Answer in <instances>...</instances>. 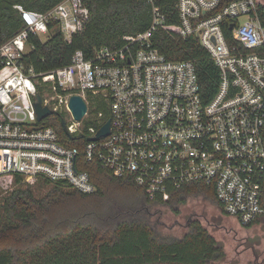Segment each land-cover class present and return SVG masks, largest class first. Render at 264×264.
<instances>
[{"label": "built area", "instance_id": "built-area-1", "mask_svg": "<svg viewBox=\"0 0 264 264\" xmlns=\"http://www.w3.org/2000/svg\"><path fill=\"white\" fill-rule=\"evenodd\" d=\"M86 1L61 0L44 12L13 4L21 27L0 44V176L18 174L28 185L62 182L93 193L89 172L78 166L95 162L113 177L145 187L150 200L203 183L219 213L241 226L264 222L263 0H177L179 34L196 37L218 69L209 98L192 61L168 59L153 46L152 33L166 23L154 0H147L152 19L145 32L90 56L76 50L69 62L46 72L26 69L28 37L45 41L58 30L69 41L89 18ZM37 82L51 114H71L72 95L85 101L81 120L63 118L68 133L62 131L76 145L64 144L52 125L42 124L51 114L38 119ZM100 103L108 107L107 118ZM106 121L108 134L90 139Z\"/></svg>", "mask_w": 264, "mask_h": 264}, {"label": "trees", "instance_id": "trees-1", "mask_svg": "<svg viewBox=\"0 0 264 264\" xmlns=\"http://www.w3.org/2000/svg\"><path fill=\"white\" fill-rule=\"evenodd\" d=\"M60 1L0 0V44L21 27L13 4L44 12ZM176 3L177 0H154L165 14L166 23L152 33L150 40L168 59L192 61L201 90L209 98L217 87L218 69L196 37L179 34ZM86 5L89 18L83 30L69 41L58 30L45 41L33 34L28 37V50L22 58L26 69L31 67L36 74L46 72L69 62L76 50L90 56L98 47L119 45L123 36L145 32L152 19L147 0H87ZM259 19L264 24L261 5ZM224 34L230 42L228 28H224ZM36 91L43 98L40 82L36 83ZM98 108L106 118L109 116L106 103H100ZM63 118L53 113L42 124L52 125L64 144L76 145L62 131ZM80 151L81 158L83 150ZM78 168L89 172L95 192L81 193L62 182L45 179L28 185L20 175L11 176L15 187L9 186V192L0 200V264H207L224 257L223 248L196 219L189 222L182 237L163 238L146 217L136 214L142 205L175 209L187 195L200 194L210 197L218 211L213 191L203 183H186L150 200L145 187L128 178L113 177L100 164L90 162ZM45 187L49 190L40 196L38 191Z\"/></svg>", "mask_w": 264, "mask_h": 264}, {"label": "rangeland", "instance_id": "rangeland-1", "mask_svg": "<svg viewBox=\"0 0 264 264\" xmlns=\"http://www.w3.org/2000/svg\"><path fill=\"white\" fill-rule=\"evenodd\" d=\"M61 114L67 122L72 121L66 110ZM9 186L15 187L12 177L1 175L0 200L9 192ZM48 190L49 187H45L38 194L42 196ZM175 209L166 205H142L136 214L146 217L154 231L163 238H180L186 233L189 222L199 221L224 251L221 260L207 264H264V222L241 226L223 212L219 213L214 202L204 194L187 195L185 202Z\"/></svg>", "mask_w": 264, "mask_h": 264}, {"label": "water", "instance_id": "water-1", "mask_svg": "<svg viewBox=\"0 0 264 264\" xmlns=\"http://www.w3.org/2000/svg\"><path fill=\"white\" fill-rule=\"evenodd\" d=\"M263 2H264V0H263ZM35 98L36 99L33 103L35 113H36L38 119L42 120V119L46 118L47 116H49L52 113V111L48 105L47 106L44 105L43 98H41L39 93H36ZM69 109H70L71 114L73 115V118L75 120L79 121V120H81V118L84 115V112L86 110V103L82 97H80L78 95H72L70 102H69ZM108 125H109V121H106L105 124L98 129L97 135L95 137H91L90 139L97 140L100 136H104V135L108 134V131H109ZM61 127H62L63 131L68 133L64 119H61Z\"/></svg>", "mask_w": 264, "mask_h": 264}]
</instances>
